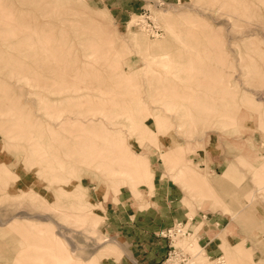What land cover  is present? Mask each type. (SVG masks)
<instances>
[{
	"label": "rangeland",
	"instance_id": "1",
	"mask_svg": "<svg viewBox=\"0 0 264 264\" xmlns=\"http://www.w3.org/2000/svg\"><path fill=\"white\" fill-rule=\"evenodd\" d=\"M168 183L226 214L174 240L197 262L204 229L264 264V0H0V264L118 260L107 205Z\"/></svg>",
	"mask_w": 264,
	"mask_h": 264
},
{
	"label": "crops",
	"instance_id": "2",
	"mask_svg": "<svg viewBox=\"0 0 264 264\" xmlns=\"http://www.w3.org/2000/svg\"><path fill=\"white\" fill-rule=\"evenodd\" d=\"M211 171L217 173L220 171L219 163L210 164ZM155 194L147 198L149 205L147 208H141L136 211L127 212L126 216L120 210L119 214L113 210V206L107 205V213L112 216V221H109L108 226H113V233L120 237V248L122 256L118 260L109 257L102 264H160L166 257L169 250V241L160 233L178 222L191 221L201 222L204 218L207 219V227L220 225L223 217L226 215L223 212L199 210L196 208V214L189 218V208L183 203V193L179 186L168 183L160 186L154 185ZM124 211V212H125ZM112 212V213H111ZM127 218V224L118 225L116 222L119 218ZM196 218V219H194ZM115 219V221H114ZM129 219V220H128ZM198 219H200L198 221ZM121 221V220H120ZM114 223V225H113ZM209 227V229H210ZM210 230H213V229ZM199 236V243L204 245L207 240L208 248L206 254L208 258H215L222 255L218 249L216 238H212L208 231L202 229ZM237 238L242 237L240 230H237ZM230 240H235V236L229 233ZM205 241L202 242V240Z\"/></svg>",
	"mask_w": 264,
	"mask_h": 264
},
{
	"label": "built area",
	"instance_id": "3",
	"mask_svg": "<svg viewBox=\"0 0 264 264\" xmlns=\"http://www.w3.org/2000/svg\"><path fill=\"white\" fill-rule=\"evenodd\" d=\"M135 24L151 36H158L160 34L159 25L154 21L153 16L146 8L137 15ZM186 226L187 221L184 223L178 222L160 233L161 236L167 238L169 241L168 253L160 264H203L197 262L196 254L186 248L187 246L185 249L174 241L177 237L187 236L192 233V229ZM211 261H215V264H223L222 255L211 259Z\"/></svg>",
	"mask_w": 264,
	"mask_h": 264
},
{
	"label": "bare ground",
	"instance_id": "4",
	"mask_svg": "<svg viewBox=\"0 0 264 264\" xmlns=\"http://www.w3.org/2000/svg\"><path fill=\"white\" fill-rule=\"evenodd\" d=\"M28 20V19H27ZM85 85V84H84ZM69 111V110H68ZM69 114V113H68ZM71 115V114H70ZM72 116V115H71ZM69 117V116H68ZM68 117H67V119H68ZM67 119H66V121H67ZM71 120V119H70ZM67 123H68V121H67ZM66 259V258H65ZM64 262V261H63ZM68 262V261H67ZM66 263V262H65ZM69 264H70V262H69ZM73 264V263H72Z\"/></svg>",
	"mask_w": 264,
	"mask_h": 264
}]
</instances>
